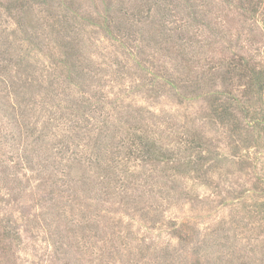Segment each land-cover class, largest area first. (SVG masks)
<instances>
[{
	"label": "rangeland",
	"instance_id": "obj_1",
	"mask_svg": "<svg viewBox=\"0 0 264 264\" xmlns=\"http://www.w3.org/2000/svg\"><path fill=\"white\" fill-rule=\"evenodd\" d=\"M171 1L191 70L152 0H0V264H264V129L211 109L222 62L264 67V0Z\"/></svg>",
	"mask_w": 264,
	"mask_h": 264
},
{
	"label": "trees",
	"instance_id": "obj_2",
	"mask_svg": "<svg viewBox=\"0 0 264 264\" xmlns=\"http://www.w3.org/2000/svg\"><path fill=\"white\" fill-rule=\"evenodd\" d=\"M143 1V0H142ZM171 0H152V5H155L157 13L156 20H152V27L146 30V33L149 35L150 40H157L161 38L162 43L166 44L169 48V52H178L181 54L182 59L184 58V63L189 70H191V62L187 57V52L184 51L183 45L189 44L188 38L185 42L182 43L183 32L180 31L178 27H182L178 25L175 27V30H171V33H167L165 31L166 18L172 13L170 3ZM143 9H140L136 14L138 23H142L145 19L143 15H141ZM150 10V8H148ZM108 15L109 25H116V30L119 32H125V24L124 19L117 20L120 16L115 13L112 8H110ZM114 13V14H113ZM135 15V14H133ZM122 17V16H121ZM146 21V20H145ZM132 27V26H131ZM133 29V27H132ZM128 30V27H127ZM188 33V30L186 29ZM174 37L176 40L174 41ZM146 38V36H145ZM187 42V43H186ZM188 46V45H187ZM185 48V47H184ZM187 50L189 49L186 47ZM71 51H69L68 55L70 56ZM220 67L221 69L217 70V73L222 71L219 74L221 76V82L227 87L226 93L219 92L213 97L211 109L213 112L223 120H230L236 123V113L235 109H239L244 114L246 118H250L254 120V124L256 129L263 130L264 129V115L261 112L257 111L255 107V102L261 101V96L264 93V67L260 63H256L251 59H247L241 55L240 58H228L225 62H222ZM217 69V67H216ZM235 86H242L244 89V95L242 97L238 96L235 92ZM237 88V87H236ZM246 105H243V103ZM15 118V117H14ZM239 123V122H238ZM141 144V156H155L158 160H165L169 157V152L165 150L162 145L156 142L154 139H149L147 136L145 139L139 141ZM1 236V235H0ZM17 238V234L10 227L4 228V233L0 238V245L6 239H15Z\"/></svg>",
	"mask_w": 264,
	"mask_h": 264
}]
</instances>
